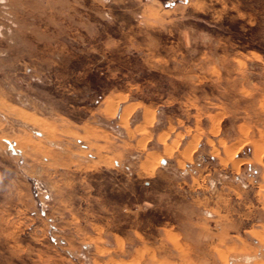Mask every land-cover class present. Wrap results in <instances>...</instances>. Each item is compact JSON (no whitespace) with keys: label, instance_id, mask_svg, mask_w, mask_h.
Instances as JSON below:
<instances>
[{"label":"rangeland","instance_id":"obj_1","mask_svg":"<svg viewBox=\"0 0 264 264\" xmlns=\"http://www.w3.org/2000/svg\"><path fill=\"white\" fill-rule=\"evenodd\" d=\"M0 264H264V0H0Z\"/></svg>","mask_w":264,"mask_h":264}]
</instances>
